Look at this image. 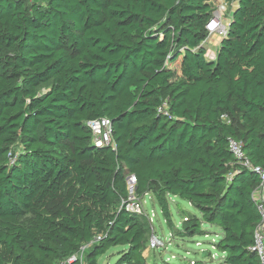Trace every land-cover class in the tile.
<instances>
[{
	"label": "trees",
	"instance_id": "16d2710c",
	"mask_svg": "<svg viewBox=\"0 0 264 264\" xmlns=\"http://www.w3.org/2000/svg\"><path fill=\"white\" fill-rule=\"evenodd\" d=\"M235 2L208 60L217 0H0V264H56L93 241L85 264L117 246L115 264H149L147 218L120 209L128 176L169 225L168 197L199 214L177 237L218 227L217 264H261L264 0ZM101 118L114 150L92 143Z\"/></svg>",
	"mask_w": 264,
	"mask_h": 264
},
{
	"label": "rangeland",
	"instance_id": "374dc122",
	"mask_svg": "<svg viewBox=\"0 0 264 264\" xmlns=\"http://www.w3.org/2000/svg\"><path fill=\"white\" fill-rule=\"evenodd\" d=\"M217 1L227 6L224 24H228L236 2L235 0ZM47 89H42L40 93ZM167 203L171 219L170 225L166 222L154 198L150 194L143 198V208L147 214L146 217H149L147 219L149 227L165 243V248L154 251L150 250L146 245L143 255L147 262L149 264H191L192 262H201L203 260L206 264H217L223 255L214 250L212 246L213 243L219 240L220 229L216 226L210 227L209 225L202 224L201 230L206 233L205 235L179 238L176 234L177 230L182 229V218L184 216L199 217V214L186 201L178 198L168 197ZM125 249L126 247L123 246L109 248L103 255L97 258V264H115L119 252ZM203 253L207 255L205 258L202 256Z\"/></svg>",
	"mask_w": 264,
	"mask_h": 264
},
{
	"label": "built area",
	"instance_id": "2783aa9c",
	"mask_svg": "<svg viewBox=\"0 0 264 264\" xmlns=\"http://www.w3.org/2000/svg\"><path fill=\"white\" fill-rule=\"evenodd\" d=\"M226 13H227V6L217 1V5L211 14V18L205 27L207 36L203 41V43L208 42L213 36H216L220 39L226 37L230 22L229 20L228 24H224V20H225L224 15ZM162 111H163L162 108H160L159 112ZM221 120L226 121V116H222ZM87 126L90 130L92 143L95 148H103V147L111 146L112 149L114 150V145L112 141V125L109 119L101 118L98 120H93L90 121L87 124ZM228 146L230 153L233 156V159L235 160V163L241 167L250 168L249 162L247 161V158L242 149V143L230 139ZM252 170L259 176V180H260L258 187L255 189L252 195V199L254 200L256 210L260 216V221L257 224L254 231V242L251 247V251L257 255L260 263L264 264V169L253 168ZM126 188H127V197L126 199L121 200L120 209H124V211L131 214H135L137 216L146 217L147 214L145 213V210L143 208V198L148 195L146 194L145 196L142 197V199L136 197L135 179L133 176H128L126 178ZM184 221H186V218H182V222ZM94 242L96 241H93L88 245L81 247L77 253L57 262L56 264H85L84 263L85 251ZM147 247L150 250L154 251L161 248H165V243H163L151 231L150 237L147 242ZM191 264H193V262Z\"/></svg>",
	"mask_w": 264,
	"mask_h": 264
},
{
	"label": "crops",
	"instance_id": "0c3cea01",
	"mask_svg": "<svg viewBox=\"0 0 264 264\" xmlns=\"http://www.w3.org/2000/svg\"><path fill=\"white\" fill-rule=\"evenodd\" d=\"M221 40L222 39H220V38H218L216 36H213L208 42L203 43L204 46H205V48H206V55H205V57L208 60H214L215 59V56H216V53H217V51L219 49V45H220ZM204 255H205V253H204Z\"/></svg>",
	"mask_w": 264,
	"mask_h": 264
},
{
	"label": "water",
	"instance_id": "95a60500",
	"mask_svg": "<svg viewBox=\"0 0 264 264\" xmlns=\"http://www.w3.org/2000/svg\"><path fill=\"white\" fill-rule=\"evenodd\" d=\"M202 256H204V253L202 254Z\"/></svg>",
	"mask_w": 264,
	"mask_h": 264
}]
</instances>
